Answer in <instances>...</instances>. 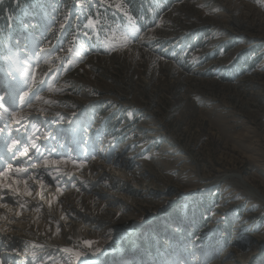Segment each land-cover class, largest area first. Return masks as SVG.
Masks as SVG:
<instances>
[{
	"label": "rangeland",
	"instance_id": "obj_1",
	"mask_svg": "<svg viewBox=\"0 0 264 264\" xmlns=\"http://www.w3.org/2000/svg\"><path fill=\"white\" fill-rule=\"evenodd\" d=\"M239 1L247 7L244 34L231 30L238 15L220 0L158 4L146 29L134 34L128 10L111 22L118 29L106 43L99 30L74 20L86 34L79 38L77 26L64 21L70 4L55 23L47 11L53 4L43 0L0 20V80L8 83L0 95L17 97L0 106V123L27 131L32 145L42 138L56 143L58 167L48 179L60 181L45 192L67 199H35L36 186L25 193L13 185L37 201L30 206L23 197L22 214L0 205L1 235L15 236L6 244L17 264H83L65 250L90 264H264V0ZM53 25L58 36L67 33L64 43L48 39ZM24 91L30 103H20ZM33 117L47 126H32ZM53 126H70L72 141ZM77 140L82 153L107 155L77 162ZM232 173L259 190L238 175L223 179ZM177 211L200 217L196 234L180 231L193 222L168 220ZM69 222L77 232H69ZM161 234L168 254H135ZM50 246L59 250L51 254Z\"/></svg>",
	"mask_w": 264,
	"mask_h": 264
},
{
	"label": "trees",
	"instance_id": "obj_2",
	"mask_svg": "<svg viewBox=\"0 0 264 264\" xmlns=\"http://www.w3.org/2000/svg\"><path fill=\"white\" fill-rule=\"evenodd\" d=\"M31 1L32 0H4L0 4V20H2V22L6 21L7 18L9 20L10 17L12 16V14H14L17 11L21 10L23 7L30 6L31 5ZM171 1H173V0H139L138 4L136 6V9L139 8V10H131L130 8H131V5L133 4L132 3L130 5V7H126L125 11L122 12V13H118V12L115 11L114 8H112L111 14H112V17H113L114 21L116 20V18L119 21H121L122 15L126 11L131 10L133 12L132 16H136V14H139L138 15V24L140 26L146 27L147 26L146 22H147L148 18L150 17L151 13L153 12V8H154L153 5H156V4H160V5H164L165 4V5H167V4L171 3ZM130 2H131V0H130ZM114 7L117 10H121L124 7V5L120 1H115L114 2ZM6 24H7V22H5L4 28L7 26ZM194 213L195 212H192V214H191L192 217L190 219H188V222H193L194 226L190 227L188 225H185V226H183L184 230L182 228H180V231L183 234H186V231H188L189 229H190V231L187 234L191 235L192 232L196 234V232H195L196 228L200 227V225H199L200 224V217L196 216ZM204 214H206V213H203V215ZM167 215H168V220L169 221L173 220V222H178V223L183 222L182 221V216L180 215V213L178 211L170 213V214L168 213ZM159 221H160V219H159ZM156 224H158V223H156ZM230 226L231 225L227 223V233L228 234H230V232H229L230 230L232 231ZM191 229H193V230H191ZM165 237H166V234H161L160 238L158 239L159 244H161L162 246H165V244H164L165 243ZM240 245L243 248H246V247H248L249 244L248 243H240ZM142 248L143 249H147L148 248V250H150V247L148 245H146V244H143Z\"/></svg>",
	"mask_w": 264,
	"mask_h": 264
},
{
	"label": "bare ground",
	"instance_id": "obj_3",
	"mask_svg": "<svg viewBox=\"0 0 264 264\" xmlns=\"http://www.w3.org/2000/svg\"><path fill=\"white\" fill-rule=\"evenodd\" d=\"M220 2L223 4V6H225L227 9H228V12H230V15L232 16V15H238V19H236V20H234V21H232V26H231V30L233 31V32H236V33H243V32H240V30L241 29H243L244 28V21L242 20V15H243V12H247L246 11V8L247 7H244V5L239 1V0H220ZM225 13H226V11H225ZM245 15H248L247 13H244ZM235 17V16H234ZM232 20V19H231ZM244 34V33H243ZM12 96V95H11ZM6 100L8 101V102H11V103H13L11 100H8V96H7V98H6ZM6 104V103H5ZM18 116V115H17ZM55 129V128H54ZM14 148V147H13ZM6 159L8 160V161H10L13 165L16 163V159L15 158H12V157H10V155L9 154H7L6 155ZM10 167H12V166H10ZM14 168H17V170L18 171H20V168L21 167H18V166H15V167H13V169ZM12 168H10V169H8L7 171H9V170H11ZM234 174H236V175H234ZM5 175V174H4ZM227 175H229V176H235L236 178H238L237 177V175L239 176V181L244 185V186H249L251 189H256V190H259L258 189V187H255V185L253 184L254 183V181L253 180H248V179H244V178H242L241 177V174L240 173H232V174H225V176L223 177V179L225 178V180H227V178H228V176ZM250 183H249V182ZM253 182V183H252ZM9 185H11V183H8ZM253 184V185H252ZM210 185V184H209ZM12 186V185H11ZM46 191V190H45ZM15 192V191H14ZM40 192V191H39ZM50 192V191H49ZM49 192H43V194H41V195H43V196H45L46 197V199L47 200H55V199H59L58 198V195L60 194L59 192L60 191H56V192H53V193H49ZM30 193H32V192H30ZM20 196H22V195H20ZM263 198H264V195L262 196ZM66 198V196H64L63 197V195H61L60 194V202H62V203H66V201H67V199H65ZM72 221V220H71ZM73 222V221H72ZM72 222H69V223H71L72 224ZM4 224H5V226H6V222H4ZM71 224H70V226H69V229H70V233H74V232H77V227H76V224L74 223V224H72V226H71ZM2 228H3V226H0V231H2ZM28 232H30L31 231V229H28L27 230ZM3 232V231H2ZM37 232V231H36ZM38 232H40V231H38ZM38 235H39V233H37ZM8 235H12V234H8ZM7 235V236H8ZM15 237V236H14ZM36 237H37V235H36ZM18 240V239H17ZM52 243V242H51ZM7 245V244H6ZM55 245V244H54ZM70 250H68L67 252L68 253H70L69 252ZM76 251V250H75ZM9 252L8 251H5V252H3V254H2V257H4V256H6L7 254H8ZM19 256V255H18ZM20 258H21V256H20ZM23 258V257H22ZM23 260V259H22ZM16 260H13V262H15ZM82 261H83V264H90L92 261L91 260H85V259H82ZM1 264V263H0Z\"/></svg>",
	"mask_w": 264,
	"mask_h": 264
},
{
	"label": "snow or ice",
	"instance_id": "obj_4",
	"mask_svg": "<svg viewBox=\"0 0 264 264\" xmlns=\"http://www.w3.org/2000/svg\"><path fill=\"white\" fill-rule=\"evenodd\" d=\"M5 91H7V89H5ZM28 96V91H24V94L23 95H19L18 96V99L20 101L21 104H24V103H30V99L29 100H25V97ZM16 99L17 97H13L11 96V94L9 93L8 95V100H11L13 103L16 102ZM7 102L6 100V97L4 95H0V106H2L3 104H5ZM14 120L17 119L15 113H13V117H12ZM22 119V117H21ZM20 121L17 120V123H19ZM14 144L17 143L16 141L13 142ZM33 147H35V144H33ZM27 149H25L23 152H21V155L22 156H27ZM53 163H58V161H53ZM4 175V173L0 172V176ZM55 179V178H54ZM93 242L92 241H85V244L86 245H91ZM68 251V250H66ZM75 256L77 258V260H79V258L81 257V253L80 252H75Z\"/></svg>",
	"mask_w": 264,
	"mask_h": 264
},
{
	"label": "water",
	"instance_id": "obj_5",
	"mask_svg": "<svg viewBox=\"0 0 264 264\" xmlns=\"http://www.w3.org/2000/svg\"><path fill=\"white\" fill-rule=\"evenodd\" d=\"M204 186L202 187V190L211 188V186L208 184L205 187ZM79 259H81V261H82V258H79ZM85 260H87V259H85ZM82 263H83V261H82Z\"/></svg>",
	"mask_w": 264,
	"mask_h": 264
},
{
	"label": "crops",
	"instance_id": "obj_6",
	"mask_svg": "<svg viewBox=\"0 0 264 264\" xmlns=\"http://www.w3.org/2000/svg\"><path fill=\"white\" fill-rule=\"evenodd\" d=\"M44 1V0H43Z\"/></svg>",
	"mask_w": 264,
	"mask_h": 264
}]
</instances>
